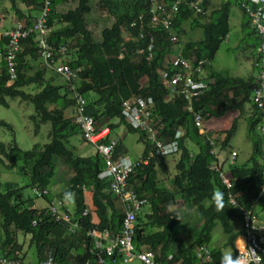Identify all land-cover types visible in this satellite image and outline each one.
<instances>
[{
  "label": "trees",
  "instance_id": "16d2710c",
  "mask_svg": "<svg viewBox=\"0 0 264 264\" xmlns=\"http://www.w3.org/2000/svg\"><path fill=\"white\" fill-rule=\"evenodd\" d=\"M24 5L25 11L15 7V0H9L11 8L17 19L24 18L31 21L40 7V0H17ZM64 0H50L51 10L46 18V25L50 31L45 35V40L56 48L66 45L70 52L68 63L71 67L82 66L75 82V88L82 95L86 104L92 108L90 115L96 126L106 125L109 129L108 137H114L115 127L122 125L126 132L139 134L138 140L144 145L141 157L150 150L149 142L145 140L144 133L130 126L120 116V102L132 94L150 96L153 101L151 116L153 127L160 124L161 133L157 134L160 140H168L172 137L177 127L183 131L178 139V157L175 163V174L172 178L173 190H169L157 183L155 164L164 156L152 155L147 164L139 165L134 169L129 184L139 197L149 200L151 213L144 216L147 222L159 226V230L144 233L140 213L136 214L133 243L137 249L140 244H146L148 249L153 250L163 264H202L197 261L192 246H183L178 232L173 228L174 222L169 220L170 212L164 214V219L158 218V209L161 203L169 204L174 199V194H179L182 199L193 205L197 216L201 217L200 226L194 234L193 245L205 244L209 240V232L214 222L219 223L223 232H226L227 220L233 214V208L225 204L226 193L232 194L240 204L249 208L256 199L260 187L264 181V158L261 149V141L254 138L256 124L262 121L263 115L250 101V77L231 76L211 71L209 89L193 101V107L200 109L204 119L221 117L228 110H237L238 115L243 113L244 104H249L250 112L245 117L247 135L249 136L252 151L248 163L241 166H233L229 169L232 177V185L226 189L221 183L217 173L209 169L212 155L209 153L212 140V132L199 133L191 121L189 112L184 108L179 96L168 98V87L159 79L158 72L163 67V61L170 52L172 43L166 38V32L148 28L152 33L153 57L145 61L144 55L134 54V49L146 43V39L122 40V26L127 27L129 21L136 19L138 14H143L144 21L148 18L145 13L148 5L147 0H134L128 10L116 14L109 26L101 28L98 39H95L86 27L84 15L90 10L88 0H75L74 7L64 12L56 13L54 7ZM171 0H162L163 5H168ZM201 7L205 10L207 0H201ZM231 0H219L217 7L204 14H193L186 6L181 4L172 21V33L178 38L182 32L180 25L188 21L190 26H199L201 36L197 40H188L180 48V54L191 59H211L223 36L227 33L229 6ZM97 6H102L108 11H113L116 4L111 0H97ZM28 6V8H27ZM240 27L245 36L251 37L250 43H244L247 54L256 58L255 47L258 44V36L253 28L249 26L245 14L241 13ZM204 22H201L200 19ZM57 24V26H53ZM249 27V30L246 28ZM132 33L136 29H130ZM34 34L21 41V50L15 54L14 68L16 77L9 80L4 68L0 71V105L6 107L5 97H19L28 100L33 106L34 116L37 122H48L50 124L48 142L37 145L31 149L22 150L14 143L6 147L0 141V164L10 168L18 161L27 168L29 185L31 189L39 191L46 190L40 198L49 202L52 198L49 191V181L54 178L56 168L69 174L64 181L65 188L59 193V197L71 195L73 211L75 214L86 209V215L80 220L81 229L75 235L79 245L74 251L65 248L62 243L55 239L56 228L67 234L65 229L53 222L49 217H44L35 225L31 221L37 216L38 209L27 207L20 199V189L12 182H6L5 190H0V251L3 256L11 259L24 261V253L21 244L15 242L14 230L20 231L28 237L27 244H34L35 261L51 255L59 264H94L92 255L88 253L89 239L84 236L86 228L96 230L107 229L110 233H117L120 227L122 213L120 209L113 207L115 196L109 191L106 180H99L97 172L103 165L102 156L94 151L93 154L85 156H74L67 143L69 137L78 135L81 143L88 144L81 132L73 122V118L65 116L67 108L72 107L74 102L66 80L53 69L42 65L38 48L33 42ZM123 44L120 45V42ZM5 39L0 40V54L3 53L2 44ZM52 58L56 61L58 54L53 51ZM39 61L38 68L33 70L32 62ZM193 60V61H194ZM45 69L52 70L63 79L61 86H55L49 81L43 82ZM29 84L40 85L41 88L33 93H25L22 86ZM60 89L61 92L60 93ZM68 95V97H67ZM88 95V96H87ZM73 116V109H71ZM31 117V118H34ZM116 119V122H111ZM236 126V117L232 118L230 125L222 133L221 140L214 139V146L225 148L229 138L232 136ZM0 127L11 129V126L0 120ZM107 137L104 138L105 141ZM190 141L196 146V151L189 156V147L185 144ZM213 141V140H212ZM121 140L117 137L113 157L124 155L126 148L122 147ZM92 147V146H91ZM262 157V158H261ZM260 158V159H259ZM130 187V186H129ZM220 190L224 194V209L220 212L215 210L212 202L214 190ZM51 190V189H50ZM33 193V192H32ZM86 193L89 196V204L86 202ZM146 195V196H145ZM207 199L209 204L202 206V200ZM264 205V195L259 197ZM45 206V205H44ZM143 216V215H142ZM169 216V217H168ZM262 216V214H261ZM168 219V221H167ZM173 224V225H172ZM68 235V234H67ZM69 236V235H68ZM235 234L229 235L223 245L233 249ZM174 255L166 259V252L172 244ZM23 254L18 255V251ZM232 253L228 259L217 256L218 264L222 261H232ZM107 262L108 259H105ZM87 262V263H85Z\"/></svg>",
  "mask_w": 264,
  "mask_h": 264
},
{
  "label": "built area",
  "instance_id": "2783aa9c",
  "mask_svg": "<svg viewBox=\"0 0 264 264\" xmlns=\"http://www.w3.org/2000/svg\"><path fill=\"white\" fill-rule=\"evenodd\" d=\"M232 1L238 3L247 16L250 26L258 36V44L255 47L256 58L251 61L255 74L252 75L250 83V101L264 116V0ZM147 2L145 13L148 18L146 21H144L143 14H138L136 19L129 21L127 24L129 29H136V39H147L146 43L135 51L144 54L145 60L152 57V33L147 30L148 28L166 32V38L175 43L176 36L171 32V28L179 6L181 4L186 5L194 14L204 13L199 4L200 0H171L168 5H163L162 0H147ZM39 4L37 14L31 21L24 18L16 19L10 28L0 29V40L5 39L2 44L3 53L0 54V57H3L1 59L4 63L3 69L9 80L15 79V54L21 50V41L34 34L33 42L38 48L42 66L53 69L66 80L67 87L76 105L73 122L78 125L83 139L103 158V165L97 172V178L107 181L109 191L112 192L119 203L122 217L117 233H110L107 229L98 231L92 227L86 228L83 234L89 239L87 251L92 255L94 264H132L134 262L137 264H160L152 251L147 249L137 250L133 243L136 214L141 207L146 205V200L137 195L129 181L134 169L139 165L147 164L152 155L166 156L176 152L178 139L183 131L180 130L181 128H177L170 139L160 140L157 134L161 133L162 125L153 127L151 116L153 101L151 97L132 94L121 100L119 114L126 123L144 133V138L149 142L151 149L144 156L137 159H130L125 155L113 157L117 138L108 137L109 129L106 125H95L92 116L84 106V100L74 89L73 81L77 79L80 67H70L66 63V47L60 45L53 48L45 40V35L49 32V28L45 23L50 10V0H40ZM223 38L227 39V34ZM53 51L58 54L56 61L52 58ZM173 64L178 65L180 69L171 73L166 83L169 96L177 95L182 99L184 108L189 112L193 125L199 133H204L206 131L203 116L200 109L193 107V101L209 89V83L212 81L209 76V60L199 58L191 64L186 58L176 57ZM1 68L0 65V71ZM257 129L260 132L264 131L262 126H258ZM105 137L107 139L103 141ZM229 155L233 157L235 152L230 151ZM211 167L215 170L225 188H230L232 185L231 177L222 169L218 161L214 160ZM32 192L34 196L40 197L41 194L46 193V190L33 189ZM261 195H264V182L260 187L256 200ZM226 203L237 209L241 223V233L234 240L232 260L243 259L246 264H264V220L261 216L264 212V205L260 206L261 213H257L253 207L246 208L242 206L229 192L226 193ZM86 212V209H83L80 213L75 214L73 210H70L66 200L52 198L44 207L38 209L37 216L31 221V224L35 225L44 217H49L53 222L64 228L69 236H72L81 229L80 220L86 215ZM196 256L207 264H218L212 261L204 246H198ZM105 259H108V261L106 262ZM0 264L59 263L51 255H47L46 258L33 263L20 262L3 256L0 251ZM224 264H229V262H224Z\"/></svg>",
  "mask_w": 264,
  "mask_h": 264
},
{
  "label": "rangeland",
  "instance_id": "374dc122",
  "mask_svg": "<svg viewBox=\"0 0 264 264\" xmlns=\"http://www.w3.org/2000/svg\"><path fill=\"white\" fill-rule=\"evenodd\" d=\"M97 0H88L90 10L84 15L86 27L90 30L92 36L95 39H98L99 32L101 28L105 26H109L113 21L116 14L122 13L123 11L128 10V7L134 0H111L116 4V8L113 11H108L106 8L102 6L96 5ZM208 4L206 5L204 15H207L208 11H211L215 7H217L219 0H207ZM11 3L9 0H0V26L2 29L10 28L12 20H16L15 14L11 8ZM76 4L75 0H64L63 2L57 4L54 7V11L56 13H61L66 11L69 8L74 7ZM16 8L25 11L24 5H22L19 1L15 0ZM35 11L31 12V15H35ZM201 22L204 20L201 18ZM189 21V19H188ZM188 21H183L180 27H185V34L178 36V44L182 46V44L189 38L197 40L201 36V28L199 26H190ZM241 17L240 12L237 10L234 4H231L229 7V18H228V38L226 41H222L218 46L217 50L213 54L210 61V68L215 72H219L225 75L231 76H241L246 77L249 74L254 75V68H250L247 71V67H249L250 55L247 54L245 50L244 43H250L251 37L245 36V31L242 32L240 27ZM53 26H57V24H53ZM1 29V30H2ZM249 30V27L246 28ZM71 50L73 47L69 45ZM173 55V52L171 53ZM39 61L36 59L32 62L33 70L38 68ZM49 81L51 84L55 86H61L63 83V79L57 75L55 72L49 69H45L43 74V82ZM41 88L40 85L37 84H29L21 87L25 93L33 94L37 92ZM60 93L61 89H60ZM88 96V95H87ZM68 97V95H67ZM7 102V106L4 107L0 105V120L8 123L11 126V129H7L5 127H0V141L6 146H11L13 143L22 150L31 149L34 144L42 145L49 140V130L50 124L48 122H37L38 120L34 116L33 106L28 100L20 99L19 97H5ZM72 107H69L65 110V116H72L71 112ZM245 113L238 115L234 114H225V118L223 121H231L233 116L236 117V127L235 130L228 140V144L231 147L236 148L240 155H245L246 151L251 148V142L247 136L246 124H245V116L249 113V104H244ZM233 115V116H232ZM34 118H31L33 117ZM111 122H116V119H111ZM205 123L206 119L203 118ZM207 122L205 123V125ZM214 132L216 136L220 135V131L224 128L219 124L213 123ZM205 129V127H204ZM114 136L117 138H122V147L127 149L128 157H135L142 148V145L138 142V133L136 132H126L125 128L122 125L115 127ZM260 137V134H257ZM264 138L260 137V141ZM262 142V141H261ZM262 149L264 150V143H262ZM69 149L74 156H85L94 153L93 147L81 143L79 140V136L69 137L67 143ZM191 151H194L196 147L189 146ZM177 154L164 156L162 159L158 160L155 165V170L158 176V182L160 184L165 185V187L169 186L168 180L171 175L175 172L174 169V159ZM238 161V159H237ZM69 171H64L61 168H56V173L54 178L49 181L50 188L49 191L53 198L59 197V193L65 188L64 181L67 178ZM6 182H12L15 184V187L20 189V199L25 203V206L32 207L36 209L42 208L46 202L44 199L40 197L34 196L31 191V186L29 185L28 179V171L27 168L22 164L21 161H18L16 165L12 168L0 164V190H5ZM51 189V190H50ZM86 193V202L89 204V196ZM62 199L66 200L70 210H73V202L71 195H63ZM174 206L171 204L169 207L164 209V212H170L172 216L171 220L174 222L175 226L182 224L181 219L183 215H186L184 219L186 220L187 227L179 226L178 232L179 236L183 239V242L186 245H192V241L194 238V233L198 227L200 226L199 219L194 217L195 209L190 205H183L181 202L177 201ZM209 201L204 199L202 201V205L206 206ZM187 210V213L185 209ZM179 209V211H178ZM176 210V212H175ZM188 214V216H187ZM182 215V216H181ZM194 215V216H193ZM264 219V216L262 215ZM184 224V223H183ZM184 229L186 233L184 232ZM56 230L55 239L60 243L64 244L65 247L69 248L70 251H74V249L79 245L76 237L68 236L63 233L60 229ZM241 230V223L236 214H232L227 221V231L224 233L219 225V223L214 222L209 232L210 239L207 243V246L211 249H220V253L224 256H229L234 251L228 245H223L225 240L231 234H236ZM15 242L21 244V250L24 253V261L34 262L36 260L35 252H34V244L28 245V237L24 236L20 231L14 230ZM77 249V248H76ZM18 251V255L23 254L22 251ZM79 251V248L77 249ZM134 264V263H132Z\"/></svg>",
  "mask_w": 264,
  "mask_h": 264
},
{
  "label": "crops",
  "instance_id": "0c3cea01",
  "mask_svg": "<svg viewBox=\"0 0 264 264\" xmlns=\"http://www.w3.org/2000/svg\"><path fill=\"white\" fill-rule=\"evenodd\" d=\"M22 4V3H21ZM208 4V3H207ZM232 4H234L233 2H232ZM23 5V4H22ZM16 7V6H15ZM230 7V6H229ZM27 8H28V6H27ZM19 9V8H18ZM26 9V8H25ZM19 10H21V9H19ZM238 10V9H237ZM22 11V10H21ZM241 16V15H240ZM228 18H229V15H228ZM14 20H12V22H13ZM12 24V23H11ZM0 28H1V26H0ZM180 29L182 30V32L178 35V36H180V35H184L185 34V31H184V29H185V27H180ZM181 37V36H180ZM227 38H228V35H227ZM191 38H189V39H187L185 42H187L188 40H190ZM225 41H226V39H225ZM184 42V43H185ZM222 42V41H221ZM217 50V49H216ZM250 69V67H247V71ZM249 75H251V74H249ZM249 109H250V106H249ZM250 112V111H249ZM226 113H228L229 115L230 114H238V111L237 110H234V109H232V110H228V111H226L221 117H219V118H217V117H211V118H209V119H207L206 121H205V123L207 122V124L205 125V123H204V121H203V124H204V127H205V131H210V132H212V135H211V137H212V140H210V139H208L209 140V145H211V148H210V150H209V153L212 155V160H211V162L209 163V169L210 170H212V171H214L215 172V170L211 167L212 165H213V161L214 160H216V161H218V163L221 165V167H222V169L224 170V171H226L227 172V174L230 176V174H229V169L230 168H232L233 166L235 167H237V166H241V165H244V164H247L248 163V158H249V155H250V153H251V151H252V147L251 148H249V150H247L246 151V154L245 155H240L241 153H239V151L236 149V148H234V147H231L229 144H228V142H227V145L225 146V148H222V149H220L219 148V146H214V139H216V140H221L222 139V137H223V131L226 129V128H228V126L230 125V123H231V121H223V118H225V114ZM243 113H245V110H244V108H243ZM249 114V113H248ZM248 114H246V116H248ZM233 116V115H232ZM245 116V117H246ZM235 116H233V118H234ZM245 119V118H244ZM216 123V124H219L221 127H223L224 129L223 130H221L219 133H220V135H219V138H218V136H216L215 135V133L214 132H217V130H214L215 128L213 127V123ZM245 124H246V121H245ZM258 126H262L263 128H264V116H263V118H262V121H259L257 124H256V128H255V132L252 134V136L254 137V138H258L259 140H260V137H263L264 136V131L263 132H260L258 129H257V127ZM236 127V126H235ZM177 128H179L180 129V127H177ZM176 128V129H177ZM175 129V130H176ZM181 131H182V129H180ZM174 133V132H173ZM205 133V132H204ZM257 134H260V137H258L257 136ZM248 136V135H247ZM116 138V137H115ZM119 138V137H118ZM138 138H139V135H138ZM248 138H249V136H248ZM120 140H121V142H123V139L122 138H119ZM230 139V138H229ZM249 141H250V139H249ZM262 142H261V149H262V143H264V138L261 140ZM138 142L140 143V145H142V148H141V150L139 151V153L135 156V157H128V155H126L127 154V149H125L126 150V152H125V156H127L128 158H130V159H137V158H139V157H141L140 155H141V153H142V149H143V147H144V145L142 144V142H140L139 140H138ZM211 142V143H210ZM185 144L189 147V146H191V147H196L194 144H192L190 141H186L185 140ZM125 148V147H124ZM190 149V148H189ZM196 151V149L194 150V151H189V156L191 157V154L193 153V152H195ZM230 151H234L235 152V155L233 156V157H230V155H229V153H230ZM178 152H179V150L177 149V151L176 152H174V153H172V154H170V155H175V154H177L178 155ZM262 152H263V158H264V150L262 149ZM167 156V155H166ZM178 157V156H177ZM261 157V158H262ZM176 157H173V159H174V161H175V163H176V160L177 159H175ZM237 159H238V161H237ZM260 159V158H259ZM174 163V164H175ZM156 165V164H155ZM174 167H175V165H174ZM175 169V168H174ZM175 174V172L171 175V177L169 178V180H168V184L171 186V187H169V186H167V187H165V185H163V184H160L159 182H158V176H157V183H158V185H160V186H164L165 188H167V189H169V190H173V185H172V178H173V175ZM218 176V175H217ZM231 177V176H230ZM231 180H233L232 179V177H231ZM146 196V195H145ZM59 198H61V197H59ZM235 198V197H234ZM225 199H226V196H225ZM177 201H179V202H181L183 205H190V206H192V207H194L193 205H191V204H189V203H187V202H185L183 199H182V197L179 195V194H174V199H173V201L172 202H168L169 204H166V203H161V204H159V205H161V207H160V209H158V218L160 219V220H163L164 219V214H165V212H164V209L166 208V207H169L171 204L174 206L176 203H178ZM203 201V200H202ZM239 202V201H238ZM202 203V202H201ZM209 204V202L207 203V205ZM225 204H226V202H225ZM262 204V202H260V199H258V200H254L253 201V203L250 205V207H253V209L255 210V211H257V213H261L260 212V205ZM202 205V204H201ZM206 205V206H207ZM227 205V204H226ZM242 205V204H241ZM203 206V205H202ZM229 206V205H228ZM243 206V205H242ZM113 207L115 208V209H119V203H118V201H117V199H116V197H115V203H114V205H113ZM205 207V206H204ZM229 207H231V206H229ZM231 208H233V210H234V212H233V214H236L237 215V217H238V219H239V216H238V211H237V209L236 208H234V207H231ZM185 209V208H184ZM194 209H195V207H194ZM151 211V208L149 207V200H147V202H146V205H144L143 207H141V209H140V211L138 212V213H140L139 215L141 216V219H142V221H144V224H143V228H144V233H151V232H153V231H156V230H159V226H157V225H153V226H151V227H149L150 226V224L147 222V218H146V216H144L146 213H149ZM178 211H179V209H178ZM185 211H186V213H187V210L185 209ZM175 212H176V210H175ZM137 213V214H138ZM151 213V212H150ZM143 215V216H142ZM170 215V217H175V216H172L171 215V213L169 214ZM195 215V216H194ZM193 216L194 217H196V218H198L199 219V222L201 223V220H202V218L201 217H199V216H197V214H196V211H195V214H194ZM182 216V215H181ZM186 215H183V218L181 219V222H182V224H180V225H177V226H173V228L176 230L175 232H180L179 231V229H178V227L179 226H183L184 225V227H187V225H186V220L184 219V217H185ZM187 216H188V214H187ZM169 217V216H168ZM170 221H171V218H168ZM168 219H167V221H168ZM229 219V218H228ZM228 221V220H227ZM184 223V224H183ZM173 225V224H172ZM198 227H199V225H198ZM197 227V228H198ZM220 227H221V225H220ZM222 229V228H221ZM211 230V229H210ZM222 231H223V229H222ZM226 231H227V226H226ZM184 232L186 233V231H185V229H184ZM224 233H226V232H224ZM240 233H241V230L239 231V232H236V234H235V238L233 239V249H234V240L240 235ZM195 234V233H194ZM178 236H179V234H178ZM180 237V236H179ZM209 239H210V237H209ZM180 241H181V244L183 245V246H189V245H186L184 242H183V239L180 237ZM193 241H194V238H193ZM193 241H192V245H190V246H192V248H193V253H194V255H195V258L197 259V261L199 262V263H202V264H207V263H205V262H203L202 260H200L197 256H196V251H197V248H198V246H204L205 247V249H206V251L208 252V254H209V256H210V258L212 259V261H215V262H218V260H217V256L219 255V256H222L223 257V259L224 260H226V259H228V257L229 256H224L223 254H221L220 253V249L219 248H216V249H211V248H209L208 246H207V243H208V241L205 243V244H199V245H193ZM63 246H64V244H63ZM65 247V246H64ZM175 247H178V245H175V242L172 244V246H171V248L166 252V254H165V256H166V259L168 260V259H171L172 258V256L174 255V248ZM65 248H67V247H65ZM138 248L139 249H137V250H143V249H147V250H150V251H152L153 253H154V255H155V257H156V259H157V261L160 263V264H163V262H161V261H159V257H158V255L153 251V250H151V249H148V246L146 245V244H140L139 246H138ZM69 249V248H68ZM223 262H227V261H223ZM30 263V262H29ZM121 264V263H120ZM134 264H137L136 262H134Z\"/></svg>",
  "mask_w": 264,
  "mask_h": 264
},
{
  "label": "clouds",
  "instance_id": "9594fccd",
  "mask_svg": "<svg viewBox=\"0 0 264 264\" xmlns=\"http://www.w3.org/2000/svg\"><path fill=\"white\" fill-rule=\"evenodd\" d=\"M224 1H226V0H224ZM200 2H201V0H200ZM232 0H231V4H232ZM234 3V5L236 6V8L238 9V11L240 12V14L241 13H243V11L241 10V8L239 7V5H238V3H236V2H233ZM200 4V6H201V3H199ZM230 4V5H231ZM203 9V8H202ZM50 10H51V6H50ZM50 10H49V13H50ZM204 10V9H203ZM209 12V11H208ZM208 12H207V14H208ZM193 13V12H192ZM204 13H205V10H204ZM203 13V14H204ZM194 14V13H193ZM244 14V13H243ZM49 15V14H48ZM195 15V14H194ZM202 15V14H201ZM35 16V15H34ZM34 16H33V18H34ZM246 16V15H245ZM48 17V16H47ZM247 17V16H246ZM32 18V19H33ZM21 19V18H20ZM248 19V18H247ZM15 21V20H14ZM13 23V22H12ZM248 23H249V20H248ZM11 26V25H10ZM249 26H250V24H249ZM48 27V26H47ZM251 27V26H250ZM49 28V31H50V27H48ZM252 28V27H251ZM0 29H2V28H0ZM172 29V28H171ZM120 30H121V37H122V40L124 41V40H140V39H136L135 38V32L136 31H134V33H132L131 32V30L128 28V27H124V26H122L121 28H120ZM128 30H130L129 32H128ZM226 34H228V32L226 33ZM225 34V35H226ZM224 37V36H223ZM200 38V37H199ZM147 40V39H146ZM190 40H194V39H190ZM225 39L223 38V40L222 41H224ZM123 41H121L120 42V45H122L123 44ZM168 41H170V40H168ZM171 42V41H170ZM151 43H152V50H153V39L151 40ZM172 43V42H171ZM221 43V42H220ZM220 43H219V45H220ZM184 44V43H183ZM182 44V45H183ZM218 45V46H219ZM63 46H65L66 47V56H65V61H66V63L69 65V63H68V59H69V57H70V52H69V50H68V48H67V46L64 44ZM143 46V45H142ZM142 46H140V47H138V48H141ZM257 46V45H256ZM137 47L134 49V54H136V55H144V54H139V53H136L135 51H136V49H138ZM180 48H181V46L178 44V38H176V42L175 43H172V46H171V50H170V52L166 55V57L164 58V63H163V67H161V70H159V72H158V76H159V79L160 80H162L164 83H167L168 82V79H169V76H170V74L171 73H173V72H175V71H178L179 69H180V67L178 66V65H176V64H173V61H174V59L176 58V57H183V58H186L187 60H188V62L189 63H193L195 60L194 59H191V58H189V57H184L183 55H181L180 54ZM218 48V47H217ZM255 51V50H254ZM173 52V55H171V53ZM152 57H153V51H152ZM152 57H151V59H152ZM143 58H144V56H143ZM151 59H149V60H145V58H144V60L145 61H150ZM197 59H199V58H197ZM207 59V58H206ZM253 59H255V58H252V57H250V62H249V67L250 68H252V66H251V61L253 60ZM194 60V61H193ZM209 60V66H208V69H209V72L211 73V68H210V61H211V59H208ZM70 66V65H69ZM40 67H42V65H40ZM71 67V66H70ZM75 67H80V71L82 70V66H80V65H78V66H75ZM79 71V72H80ZM78 72V73H79ZM163 74H165V75H163ZM248 76V75H247ZM249 77H250V80H252V75H249ZM78 78V77H77ZM77 80V79H76ZM76 80L75 81H73V84H74V87H75V82H76ZM251 83V82H250ZM76 90V89H75ZM77 91V90H76ZM77 93H78V91H77ZM70 94H71V92H70ZM79 94V93H78ZM80 95V94H79ZM139 95H141V94H139ZM81 96V98L84 100V106L87 108V111H89V113L91 112V110H92V108L90 107V106H88L87 104H86V100H85V98L82 96V95H80ZM142 96V95H141ZM172 96H176V95H172ZM172 96H169V92H168V98H170V97H172ZM150 97V96H149ZM71 98L73 99V97H72V95H71ZM249 99H250V97H249ZM73 102H74V99H73ZM75 102H74V104H73V106H72V109H73V117H74V112H75ZM153 109V108H152ZM152 109H151V111H152ZM91 116V115H90ZM72 117V118H73ZM191 117V116H190ZM73 120V119H72ZM264 182V181H263ZM31 191H32V189H31ZM53 198V197H52ZM51 198V199H52ZM56 198H59V197H55L54 199H56ZM212 202H213V205H214V207H215V210L217 211V212H220V211H222L223 209H224V194H223V192H221L220 190H214V192H213V195H212ZM44 207V206H43ZM229 256H230V254H229ZM34 262H36V261H34ZM33 263V262H32ZM222 264H224V262L222 261ZM229 264H246V261L245 260H243V259H237V260H232V261H229Z\"/></svg>",
  "mask_w": 264,
  "mask_h": 264
},
{
  "label": "bare ground",
  "instance_id": "6f19581e",
  "mask_svg": "<svg viewBox=\"0 0 264 264\" xmlns=\"http://www.w3.org/2000/svg\"><path fill=\"white\" fill-rule=\"evenodd\" d=\"M262 215L264 216V212H262ZM263 219V218H262ZM264 220V219H263Z\"/></svg>",
  "mask_w": 264,
  "mask_h": 264
}]
</instances>
